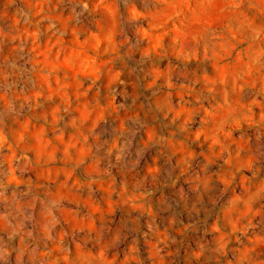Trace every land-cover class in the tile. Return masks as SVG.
<instances>
[{"label":"rangeland","instance_id":"obj_1","mask_svg":"<svg viewBox=\"0 0 264 264\" xmlns=\"http://www.w3.org/2000/svg\"><path fill=\"white\" fill-rule=\"evenodd\" d=\"M0 264H264V0H0Z\"/></svg>","mask_w":264,"mask_h":264}]
</instances>
